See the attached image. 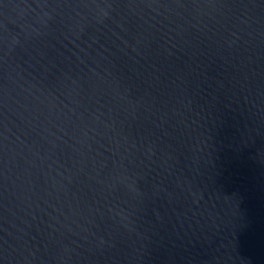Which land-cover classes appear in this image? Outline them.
Masks as SVG:
<instances>
[{
	"label": "water",
	"instance_id": "95a60500",
	"mask_svg": "<svg viewBox=\"0 0 264 264\" xmlns=\"http://www.w3.org/2000/svg\"><path fill=\"white\" fill-rule=\"evenodd\" d=\"M0 264H264V0H0Z\"/></svg>",
	"mask_w": 264,
	"mask_h": 264
}]
</instances>
